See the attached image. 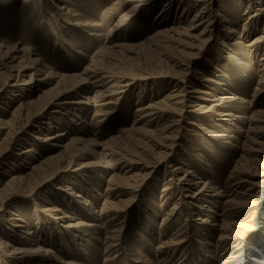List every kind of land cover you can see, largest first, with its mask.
Returning a JSON list of instances; mask_svg holds the SVG:
<instances>
[{
    "label": "rangeland",
    "instance_id": "374dc122",
    "mask_svg": "<svg viewBox=\"0 0 264 264\" xmlns=\"http://www.w3.org/2000/svg\"><path fill=\"white\" fill-rule=\"evenodd\" d=\"M72 1L70 2L73 5L71 8L95 20L94 24L98 25V30L91 32L86 28L69 26L65 16L61 15L48 0H0V47H17L24 50V53L19 56V60L15 64H19L20 60L28 62L31 55L36 54L39 59L45 61L54 73L60 75L77 74L80 78L85 79L89 77L87 73L89 66L97 63V65L110 67L112 72L126 75V79H129V81L132 80L130 86L124 88L125 90L121 94L110 100V105L104 108H90L85 113L78 110L79 113L77 112V114L81 117L86 116L84 120L88 123L87 127H92L94 136L89 137L90 139L96 140L99 144L107 143L110 140L119 143L122 140L120 143L122 149L119 151L120 157L124 160L136 162L130 164V168L126 169L123 168V164H113V158L111 157H102V160H98L96 155L91 153L89 155L86 152L80 159L79 157L74 159L72 156H64L60 160L50 162L51 164H45L42 166L43 170L34 173L31 178L28 177L30 181L27 186L20 187L11 194H7V198L5 197V200L0 202V238H6V235H4L7 233L6 220L11 214H16L27 223V227L34 234H38L44 229V232L39 233L38 237L39 240L43 241L40 247L50 248L49 250L54 254L50 258L53 264L68 262L75 264H144V258L150 260L153 264H162L160 260L163 257L166 258V264H223L224 261H229L228 258L232 256L236 258H233L234 260L229 264H249V258L264 262V186L261 202L251 208L245 209L238 206L244 201L239 197L232 198L230 205L224 204L229 199L210 201L211 205L202 203L203 207L209 206L214 216H217L215 221L210 220L211 223L209 222L204 226H197L193 222L196 217L190 215V212L185 211L184 208L181 209V212L178 210L179 214L165 215L171 204L173 205L175 202L176 194L173 193L174 190H171L169 197L160 198L162 195L160 192L169 175L163 166L152 173L147 180L145 178V182L138 183L139 186L131 194H126L120 189L112 196H109L107 191L105 192V189L109 186L121 185L119 183L120 179L123 178L122 176L125 177L134 173L145 175L150 171V166L155 157L154 154L159 151L156 145L160 142L154 137L148 139L138 133H130L128 129L132 126V121L135 118L134 109L136 105L158 101L171 90L174 86V80L160 78V75L164 74L161 73L163 71L167 72L168 70L171 72L173 70L169 69L166 63V54L156 46L147 43V40L156 31V26L153 24L155 10L154 12L150 11L151 13L142 10L134 17L127 19L125 24L117 30L118 32L111 33L109 36L111 27L118 16L125 11V8L111 13L107 10L114 0H104V2H94V4L92 0ZM216 1L215 9L220 4V9L226 11L232 21L236 19L239 26L238 31L241 32L243 15L246 11L244 2L247 0H243L244 2L242 0H230V6L227 5L226 0ZM254 8L255 6L251 12ZM179 12L172 9L169 11V16H178ZM193 14L192 11L189 18ZM261 22V20L258 22L257 27L251 25L255 28L252 32L249 30L246 44L250 43L260 33L262 34ZM230 26L232 25L230 24ZM211 29L215 30L214 27ZM216 37L214 33L212 43L207 49L198 45V51L197 48L196 51L194 50V52L199 53L195 59V64L204 65L206 59L208 61L211 58L219 59L218 63L222 65L220 69L218 68L220 73L209 67L213 72L210 75H215L217 83L223 85L220 87L222 88V95H232L240 98L241 103L231 105L232 112L237 118L234 119L233 125L223 124L224 128L216 123L212 116L202 118V121L198 120L199 123L197 124L201 125V129L205 130L204 132L182 124L181 128L176 130V140H174L181 147L175 148L173 156L170 157L168 162L173 164L178 156L183 157V166L190 169L194 174V177L191 175L190 180L195 181L196 178H199L201 183L212 184L215 189H219L226 194V191L236 182L247 177L235 172L236 163L240 160V157L247 159L245 166L249 167L248 174L259 171L260 164L264 163V157L260 156L257 158L259 166H255L251 161L256 156L253 152H251L252 154L249 153L253 150H264L261 139H257L256 136L254 138L249 130L255 126L251 121L254 111H264V93L252 98L253 89L256 88L257 82L256 65L259 64L257 62L259 58L264 56V49L257 52L253 57L248 53L245 54L247 50L242 52L234 50L233 53H230V57L219 58L214 52ZM180 39L186 40L184 37H180ZM175 41L173 39L172 43ZM117 45H121L123 48H112ZM173 46L172 51L179 53L178 50H181V48L177 50L176 44H173ZM109 48L110 50H108ZM37 57H32V59ZM185 58L183 56L181 60L187 62ZM235 59L237 60L235 62L240 61L242 64L235 65ZM212 67L214 66L212 65ZM1 72H4V70H1ZM27 79L28 77L25 80ZM2 81L1 78L0 84ZM73 82L66 83L72 85ZM55 84L56 82L50 81V85L46 86L44 90L48 92L53 90ZM40 91L43 92V88ZM36 95L38 96V94L33 95L34 100L37 98ZM51 95L53 94L45 99L48 100L53 97ZM93 95L94 91L89 93L88 96L92 97ZM8 96H10L9 93L0 95V107L6 113V120L10 119L8 114L13 111L12 109L15 110L19 104L25 103L23 100H27L28 92L13 93L12 99L14 101L9 103L10 106L4 101ZM43 104L44 101L35 103L28 114L32 115L33 111L36 113ZM25 119L22 116L15 118L13 121L14 127L9 132V138L1 143V147H7L6 149L12 150L13 153V149L17 147V144L25 143V141L28 144L32 143L31 137L37 134V129L29 127L30 121L27 122ZM184 121L187 123L189 120ZM40 123H43V120H40L39 124L34 126L38 127ZM141 125L143 123L138 126ZM69 127V131L76 128L73 125ZM143 127L152 130L155 125L150 123L147 126L143 125ZM187 131L192 132L197 138L196 142L190 143L191 146L185 144V139H183V135L187 134ZM214 134L222 135V137L214 138L212 137ZM114 138L115 140H113ZM130 139L131 141H129ZM94 147L89 146L86 148L88 150L98 149ZM29 148L36 150L41 160L61 153L60 150L49 152L38 144H34ZM7 156L2 162L1 168L3 169L5 166L9 167V162L16 159V157H11L9 153H7ZM40 158L35 155L34 157L15 160L16 163L13 164H16L15 166L20 169L22 175H27L29 168L37 165L41 161ZM26 159H30V165L25 164ZM92 163L94 164L92 165ZM142 165L144 168L140 169ZM16 167L11 168L16 170ZM56 169H60L61 172L57 181H54L49 178L51 176L49 174ZM12 173L14 172H10V174ZM182 174L181 172L180 176ZM61 186L75 195L86 197L90 202L92 201L91 203L96 210L101 206L102 200H107L108 197L107 201L116 205L129 199V206L123 214H119L113 221L107 220L111 217L107 216L98 223H94L91 222L93 221L92 214L87 208H84L81 204L82 201L78 197L75 199L69 198L66 193L59 191L58 187ZM48 205L54 206V209L58 211L54 213L53 217L65 215L67 218H64L63 221H66V223L72 224L81 221L88 225L84 230L87 233L90 245L85 253L74 251L71 247L68 253L72 256L65 254L67 250L60 246L57 232L52 229L50 220L44 216L45 214L39 213V210H37L40 207L46 208ZM1 210H4V212ZM214 222L216 224L223 222L224 224L242 225L237 229L238 233L242 235L240 240L244 247L242 253L238 254L234 251L235 242H221L218 240L219 235L222 236L223 233L210 226ZM90 225L92 226L90 227ZM244 226L250 228L246 229ZM167 240H172L177 244L170 247V249L168 248L166 253L163 252L165 254H159L157 252L158 246ZM105 243L114 246L113 252L109 251L108 253V255L112 253L109 258H107V254L104 256L102 254ZM231 253L233 254L230 255ZM1 263L12 264L3 259H0ZM42 263L45 262L36 260L29 264Z\"/></svg>",
    "mask_w": 264,
    "mask_h": 264
},
{
    "label": "bare ground",
    "instance_id": "6f19581e",
    "mask_svg": "<svg viewBox=\"0 0 264 264\" xmlns=\"http://www.w3.org/2000/svg\"><path fill=\"white\" fill-rule=\"evenodd\" d=\"M48 1L53 4L54 8H56L61 15L65 16L69 26L86 28L91 32L98 30V25L94 24L95 20H92L91 17L86 16L83 13L81 14L77 10L71 8V6H73L71 5L72 3H70L73 2L72 0ZM92 1L93 4L94 2H104V0ZM216 2V0H114L111 7L108 10L106 9L112 13L118 11V9L123 10L125 8V11L121 13L118 18L116 17L117 20L111 27L109 36L111 33H114L121 28L127 19L134 17L142 10H147L149 12H154L155 10L153 24L156 26V31L151 35L149 40H147V43L156 46L161 52L166 54V63L169 66V69H172L173 71L169 72L167 70V72H161L165 75H160V78L174 80V86H172L171 90L163 95L158 101L148 102L145 105H136L134 109L135 118L132 121V126L128 129L130 133H138L148 139L154 137L160 142V144L156 145L158 146L159 151L154 154L155 157L150 166V171L145 175H139L138 173L128 175L127 173L128 176H122V180L120 179L119 184L121 185L109 186L105 189V192L107 191L108 195L112 196L118 192V189H120L126 194H131L140 183L145 182L152 173L163 166L169 175L160 192V194H162L160 198L167 197L171 190H174L173 193L176 194V199H174L175 202L173 205L171 204L170 209L165 215L171 216L178 213V210L181 212V209L184 208L185 211L187 210L190 212V215L196 217L193 222H195L197 226L207 225L209 222L211 223V221H215L217 217L214 216L209 206L203 207L202 203H209L211 205L210 201L229 199L226 200L224 204L230 205L232 203V198L239 197L244 199V201L238 206L245 209L251 208L257 206L261 202L263 195L262 189L264 186V163L260 162L261 164L259 166L257 160L260 156L264 157V150L249 151V153L253 152L256 156L255 159H252L251 163L260 168L259 171H255L253 174L247 173L249 169V167L245 166L247 159L245 160L240 157V160L236 163L235 172L246 175L247 177L236 182L226 191V194L222 193L219 189H215L212 184L201 183L199 178H196L195 181L190 180L192 177L191 175L194 177V174L190 169L183 166V157L178 156L173 164L172 162H168L170 157L173 156L175 148L181 147V145L174 140H176V130L181 128L182 124L189 125L191 128H195L201 132L203 129H201L200 124H197L199 123L198 120L200 121L202 118H208L209 116H212L215 122L219 123L221 127L224 126L223 124H232L237 117H235V114L232 112L231 105L241 103L240 98L237 96L222 95V88L220 87L223 85L217 83L215 75H210L211 73L213 74L211 68L220 73L219 69L222 65L218 63L219 59L211 58L209 61L206 59L204 65L195 64V59L199 53L194 52V50L197 48L198 51V45L207 49L212 43V37L215 33L217 37L214 45V52L219 58L230 57V53H233L234 50L240 52L247 50L245 54L248 53L253 57L257 52L264 49V1H243L246 11L245 15H243L244 19L241 25L242 27L240 26L241 32L238 31L239 26L236 23V19L232 21V18H229L226 11L220 9V4L219 7L215 9L214 5ZM226 3L229 6L231 5L230 0H226ZM254 6L255 8L253 9V12H251ZM172 9L174 11H180L179 15L169 16V11ZM192 11L194 14L189 18ZM260 20L262 21L260 27V29L263 30L262 34L260 33L250 43L246 44L249 30L252 32L255 28L251 25L257 27ZM230 24L232 26H230ZM212 27H214L215 30H212ZM173 36L178 38L176 39ZM180 37H184L186 40L180 39ZM173 39L174 41L176 40L174 43H172ZM173 44H176L177 50L178 48H181V50H178L179 53L172 51L174 49ZM112 48H123V46L117 45ZM108 50H110V48ZM22 53H24V50L17 47H0V69L4 70V72H1L0 70V79L2 78L3 80L0 84V95L9 93L10 96L4 100L6 104L9 105V103L14 101L12 99L13 93L28 92L27 100H23L25 103L22 105L19 104L15 110L12 109L13 111L8 114L10 119L8 118V120H6V113H4L3 109L0 107V111L2 110V112H0V202L5 200L4 198L7 194H11L20 187L27 186V183L30 181L28 179H30L34 173H38V171L42 169V166L50 162L52 163V161L60 160L64 158V156H72L74 159L79 157L80 159V157L87 152L89 155L90 153L96 155L98 160H102V157H111L113 158V164H123V168L126 169L130 168V164H135L136 161L124 160L120 157L119 151L122 149V144H120L122 140H120L119 143L110 140L107 143L99 144L96 140L90 139L89 137L94 136L92 127H87L88 123L84 120L86 116L83 115V117H81L77 114V112L79 113L78 110H82L85 113L86 110L90 108H104L110 105V100L114 96H118L125 90L124 88L130 86L132 83L131 79V81H129V79H126V75L112 72L110 67L97 65V63L89 66L87 69L89 77L85 79L80 78L77 74L60 75L54 73L45 61L39 59L36 54H32L28 62L20 60L19 64H15ZM182 55L186 57L185 59H187V62H185V59V61L181 60L183 57ZM32 57L37 58L32 59ZM235 61L237 60H234V64L237 66L242 64L240 61ZM257 62H259V64L257 63L258 65L255 64L257 69V82L255 85L256 88L253 89L254 93L252 94V98L264 93V56L259 58ZM212 65L214 67H212ZM26 77H28L27 80H25ZM50 81H54L56 84L55 88L48 92L44 90V88L50 85ZM70 81H74L72 85L66 83ZM41 88H43V92L40 91ZM92 91H94V95L89 97L88 95ZM34 94H38V96L36 95L37 98L35 100L33 99L35 98L33 96ZM50 94H53L51 95L53 97H49L50 99L46 100L45 98ZM40 101H44V104L39 108V111L35 110L36 113L33 111L32 115L28 114L30 108L32 106L34 107V104ZM24 113L25 115H23ZM18 116L26 118L25 120L27 122L30 121L28 126L37 129V134L31 137L32 143L28 144L25 141V143L17 144V147L13 149L14 152L12 153V150L10 151L6 149L7 147H1V143L4 142L6 138H9V132L12 130V127H14L13 121ZM40 120H43V123H40L38 127H35L34 125L39 124ZM184 120L189 121L186 123ZM251 121L255 126L248 129L254 138L256 136L257 139H261V143L264 144V111H254L251 116ZM142 123L145 126L154 123L155 127L152 130H148L144 128L143 125L138 126ZM71 125L76 127L75 130H68ZM204 131L205 130H203V132ZM223 131L225 130L223 129ZM187 132V134L183 135V139H185V144L191 146L190 143L196 142L197 138L192 132ZM13 136L15 137V135ZM212 137L221 138L222 135L214 134ZM113 140H115V138ZM129 141H131V139ZM34 144L46 148L49 152L60 150L61 153L60 155L54 154L41 160L39 154L36 153L37 151L29 148L34 146ZM89 146H95L98 149L88 150L86 147ZM184 151L183 154L185 153ZM7 153H9L11 157H16L15 160L34 157L36 155L41 161L37 165L29 168V173L27 175H22L20 169L15 166L16 164H13L16 163L15 160L9 162V167L5 166L4 169L1 168L2 162L8 157ZM30 159H26V165L31 164L29 163ZM93 164L94 163H92V165ZM11 167H16V170ZM143 168V165L142 167L140 166V169ZM10 172L14 173L10 174ZM60 172V169L54 170L49 174V176H52L49 178L57 181ZM181 172L183 173L182 176H180ZM44 178L46 177L44 176ZM44 178L42 177V179ZM64 188L61 186L58 187V190L66 193L69 198L75 199L78 197L82 201L81 204L84 208H87L92 214L91 218L93 221L91 222L94 223H98L100 220L107 218V216H111L110 219L107 220L113 221L119 214H123L129 206V199L119 202L117 203L118 205H116L115 203L108 202V197L107 200H102L101 206L96 210L91 203L92 201L90 202L86 197L75 195L70 190ZM4 210L1 211L4 212ZM37 210H39V213L45 214L44 216L50 220L51 227H53L52 229L57 232L56 235L58 236L60 246L67 250V253H65L67 256H72L68 253L71 247L74 251L76 250L81 253L86 252L90 244L87 233H85L84 229L87 228L88 225L81 221L72 224L66 223V221L63 220L64 218L66 219L67 216L63 214L62 217H53L54 213L58 211L51 205H48L46 208L40 207V209ZM6 224L7 233L4 234L6 235V238H0V259L12 264H29L36 260L45 262L42 264H53L52 259L50 260V258L54 254L49 250L50 248L44 249L40 247V245L43 244V241L39 240L38 237L39 233L44 232V229H42L41 232H38V234H34V232H31V229L27 227V223L20 219L16 214H11L6 220ZM91 226L92 225H90V227ZM210 226L213 228L215 227L216 231H221L223 233L222 236L221 234L219 235L218 240L221 242H235L233 246L234 251L238 252V254L242 253V249L244 248L240 241L242 235L237 231L242 225L233 223L224 224L223 222L216 224L214 222ZM244 228H246V226H244ZM176 244L177 243L172 242V240H167L165 243L158 246L157 252L159 254H162L163 252L166 253L168 248L170 249V247ZM113 247V245L105 243L102 252L103 256L107 254L106 256L109 258L112 253L110 255H108V253L109 251L113 252ZM232 254L233 253L230 255ZM233 258V256L229 257V261H224V263L229 264L236 257ZM53 261L56 262L54 259ZM160 262L166 264V258H161ZM143 263L153 264V262H150V260H147L146 258H144ZM64 264L75 263L68 262ZM249 264H264V262L262 260L259 261L249 258Z\"/></svg>",
    "mask_w": 264,
    "mask_h": 264
}]
</instances>
